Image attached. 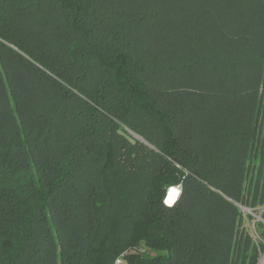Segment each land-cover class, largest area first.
I'll list each match as a JSON object with an SVG mask.
<instances>
[{"label": "trees", "instance_id": "trees-1", "mask_svg": "<svg viewBox=\"0 0 264 264\" xmlns=\"http://www.w3.org/2000/svg\"><path fill=\"white\" fill-rule=\"evenodd\" d=\"M262 203L264 0H0V264H257Z\"/></svg>", "mask_w": 264, "mask_h": 264}, {"label": "built area", "instance_id": "built-area-1", "mask_svg": "<svg viewBox=\"0 0 264 264\" xmlns=\"http://www.w3.org/2000/svg\"><path fill=\"white\" fill-rule=\"evenodd\" d=\"M173 188L177 189L175 194H171ZM181 193H182V183H179L177 185L171 186V187L168 188V191H167V194H166V197H165L164 201L166 199H169V197H171L170 206H172V205H174L177 202V200L179 199ZM240 207L243 210L245 216H247V215L252 216L253 215V216L256 217V221L259 222V220H263L262 222L264 223V218L261 217V215L264 213V206L263 205L259 206V207H256V208L245 207V206H240ZM256 221L251 226V231L254 234V237H255V239L257 241H263L264 238H263L262 234L260 233V231L257 229ZM127 254H128V251L122 252L120 255H118L115 258L113 264H117V262L121 258L123 259V264H127V261H126ZM257 264H264V249L260 250V255H259Z\"/></svg>", "mask_w": 264, "mask_h": 264}, {"label": "rangeland", "instance_id": "rangeland-1", "mask_svg": "<svg viewBox=\"0 0 264 264\" xmlns=\"http://www.w3.org/2000/svg\"><path fill=\"white\" fill-rule=\"evenodd\" d=\"M130 135L134 136L136 138V140H140L142 142H145V140L143 138H141L139 135L133 133V132H130ZM137 142V141H136ZM264 206V203L262 204H259L255 207H251V206H245V205H239L240 206H245V207H251V208H256V207H259V206ZM241 209V207H240ZM241 212H242V221H241V224H240V230L243 231L245 230L249 236L251 237V239H253V243L256 244V246L258 247L259 249V252L260 250L263 248V244H264V240L263 241H257L254 237V234L252 233L251 231V226L253 225V223L256 221V217L255 216H250V215H247L245 216L243 210L241 209ZM261 217L264 218V213L261 215ZM263 220H259V222H262ZM258 221H256V226H257V229L260 231V233L262 234L263 238H264V235L262 233V230L260 229V227L258 226ZM263 223V222H262Z\"/></svg>", "mask_w": 264, "mask_h": 264}, {"label": "clouds", "instance_id": "clouds-1", "mask_svg": "<svg viewBox=\"0 0 264 264\" xmlns=\"http://www.w3.org/2000/svg\"><path fill=\"white\" fill-rule=\"evenodd\" d=\"M176 191H177V189H175V188L172 189V193H173V194H175ZM170 199H171V197H169V199H166V200L164 201V203H165L166 205H169V206H170ZM117 264H123V259L121 258V259L117 262Z\"/></svg>", "mask_w": 264, "mask_h": 264}, {"label": "water", "instance_id": "water-1", "mask_svg": "<svg viewBox=\"0 0 264 264\" xmlns=\"http://www.w3.org/2000/svg\"><path fill=\"white\" fill-rule=\"evenodd\" d=\"M120 133H122L123 135H125L131 142L136 143V138L126 132H124L123 130H120Z\"/></svg>", "mask_w": 264, "mask_h": 264}, {"label": "bare ground", "instance_id": "bare-ground-1", "mask_svg": "<svg viewBox=\"0 0 264 264\" xmlns=\"http://www.w3.org/2000/svg\"><path fill=\"white\" fill-rule=\"evenodd\" d=\"M171 194H173V193L171 192Z\"/></svg>", "mask_w": 264, "mask_h": 264}]
</instances>
